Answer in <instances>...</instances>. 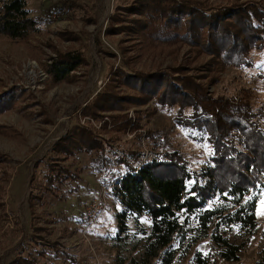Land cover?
Instances as JSON below:
<instances>
[{"label":"trees","instance_id":"trees-1","mask_svg":"<svg viewBox=\"0 0 264 264\" xmlns=\"http://www.w3.org/2000/svg\"><path fill=\"white\" fill-rule=\"evenodd\" d=\"M68 1L60 0L49 10H68ZM121 8L122 13L118 8L111 16L108 34L126 32L150 49L190 44L209 55L213 71L252 67L255 50L264 44V5L257 1L212 5L204 0H132ZM43 24L41 15L32 14L28 0H0V34L11 41H32L43 32ZM86 62L82 50L67 49L56 52L43 70L56 84L70 82ZM184 68L112 71L104 89L81 109L88 119L76 123L54 143L50 154L35 163L31 212L36 213V203L47 194L58 195L62 186L81 178L68 164L70 158L95 152L110 160L106 152L112 150L111 145L100 138L103 130L126 133L145 128L149 133L143 121L155 111L136 110L133 120L127 110L154 102L176 108L178 125L197 130L210 144L211 154L201 170L192 169L179 151L159 152L148 159L129 151L126 155L137 165L127 157H117V162L128 168L111 184L122 208L113 243L120 253L119 262L125 264L129 259L128 264H150V259L160 258L163 264H174L204 240L211 241L213 253L197 251V264H216V256L240 259L259 226L257 207L264 190V105L255 106L251 88L242 87L234 96L210 94L206 85L184 74ZM18 98L14 90L1 92L0 116L12 109ZM12 160L0 151V229L12 214L6 200L12 174L6 166ZM232 231L238 241L230 239ZM138 251V256L126 255ZM260 259L258 264H264V252Z\"/></svg>","mask_w":264,"mask_h":264},{"label":"rangeland","instance_id":"rangeland-1","mask_svg":"<svg viewBox=\"0 0 264 264\" xmlns=\"http://www.w3.org/2000/svg\"><path fill=\"white\" fill-rule=\"evenodd\" d=\"M59 1L28 0L32 14L41 15L44 21L43 32L32 41L17 43L0 34V93H19L16 105L0 116V151L13 159L6 166L12 173L6 188L7 206L12 214L0 229V264H33V260L36 264H122L113 245L118 232L117 214L122 208L111 192V184L128 168L118 163L117 157H127L137 165L126 155L129 151L141 153L143 159L153 158L159 152L179 151L192 169L201 170L209 160L210 144L201 139L197 130L178 125L176 108L154 102L131 106L127 111L133 120L136 110L155 111L143 121L154 138L149 137L145 128L126 133L103 130L100 138L111 145L112 150L106 152L110 160L95 152H82L70 158L68 164L81 178L62 186L58 195L47 194L36 203V213H32L29 198L35 163L50 154L54 143L76 123L88 119L81 109L104 89L116 68L149 72L183 66V73L206 85L210 94L234 96L242 87L251 88L255 106L264 105V44L255 50L252 67L213 71L209 55L199 53L190 44L150 49L132 40L126 32L108 34L113 13L118 8L122 13L121 7L132 0H71L68 10L50 11ZM204 1L221 5L231 0ZM250 1L264 5V0ZM67 49L82 50L87 62L72 81L56 84L43 68L56 52ZM95 200L101 206L98 211L89 209ZM257 217L258 229L240 259L216 256V264L260 262L264 252V190L258 201ZM230 239L238 241L235 231ZM197 251L211 255V241L198 243L186 257L176 258L174 264H197ZM135 254L138 256L140 251L126 252L128 258ZM128 263L129 259L125 264ZM150 264L163 263L160 258H152Z\"/></svg>","mask_w":264,"mask_h":264},{"label":"built area","instance_id":"built-area-1","mask_svg":"<svg viewBox=\"0 0 264 264\" xmlns=\"http://www.w3.org/2000/svg\"><path fill=\"white\" fill-rule=\"evenodd\" d=\"M102 199H103V196L100 197V200H101V201H102ZM100 200H99V201H100ZM95 201H96L95 204H93L92 206L90 205L89 209L93 208L94 211H98V209H99L101 206H99L100 203H98L97 200H95Z\"/></svg>","mask_w":264,"mask_h":264}]
</instances>
